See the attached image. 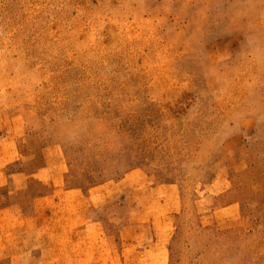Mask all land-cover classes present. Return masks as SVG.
Listing matches in <instances>:
<instances>
[{
  "label": "rangeland",
  "instance_id": "obj_1",
  "mask_svg": "<svg viewBox=\"0 0 264 264\" xmlns=\"http://www.w3.org/2000/svg\"><path fill=\"white\" fill-rule=\"evenodd\" d=\"M13 124L63 184L121 181L131 259L264 264V0H0Z\"/></svg>",
  "mask_w": 264,
  "mask_h": 264
},
{
  "label": "crops",
  "instance_id": "obj_2",
  "mask_svg": "<svg viewBox=\"0 0 264 264\" xmlns=\"http://www.w3.org/2000/svg\"><path fill=\"white\" fill-rule=\"evenodd\" d=\"M11 126L14 133L0 137V264H141L111 235L126 218L121 181L99 201L63 184L37 148L23 150L26 125ZM13 139L22 165L4 170ZM108 204L113 206L105 216L95 212Z\"/></svg>",
  "mask_w": 264,
  "mask_h": 264
}]
</instances>
